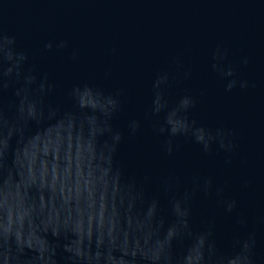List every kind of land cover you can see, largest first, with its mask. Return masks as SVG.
Masks as SVG:
<instances>
[{"label":"clouds","instance_id":"clouds-1","mask_svg":"<svg viewBox=\"0 0 264 264\" xmlns=\"http://www.w3.org/2000/svg\"><path fill=\"white\" fill-rule=\"evenodd\" d=\"M53 49L68 50L73 62L80 56L66 38L44 42L43 52ZM227 56L218 45L212 70L227 81L226 91L247 88L249 81L238 77ZM175 62L179 72L183 65ZM190 77L185 70L183 79ZM173 78L168 70L159 72L143 118L120 127L121 90L76 82L53 102L55 81L30 64L16 35L0 30V264H254L255 233L237 238L233 247L239 250L224 256L212 223L203 230L192 225L198 193L215 194L227 213L237 208L213 176H196L193 187L181 192L179 177L169 174L150 192L151 173H132L120 158L126 135H138L144 120L163 138L160 150L167 157L179 151L181 137L205 154L214 145L235 150L232 131L192 117L197 100L191 93L168 98ZM9 90L13 98L5 102Z\"/></svg>","mask_w":264,"mask_h":264},{"label":"water","instance_id":"water-1","mask_svg":"<svg viewBox=\"0 0 264 264\" xmlns=\"http://www.w3.org/2000/svg\"><path fill=\"white\" fill-rule=\"evenodd\" d=\"M0 30L16 35L30 64L55 81L53 102L76 82L121 90L123 111L115 122L120 127L129 118H143L156 75L170 71L168 98L174 102L191 93L197 100L192 117L232 131L235 150L214 145L205 154L181 137L179 151L167 157L160 150L163 138L144 120L138 135H126L120 158L132 173H151L150 192L169 174L179 177L181 192L193 187L194 177L213 176L237 208L227 213L215 194L198 193L191 202L193 227L212 223L224 256L239 250L233 247L237 238L255 233L252 259L264 264V0H0ZM58 38L79 50L78 61L70 60L68 50L42 51L44 42ZM218 45L227 49L238 77L249 81L247 88L225 90L227 81L211 68ZM185 70H191L187 80ZM12 98L9 90L5 102ZM239 216L247 222L237 223Z\"/></svg>","mask_w":264,"mask_h":264}]
</instances>
